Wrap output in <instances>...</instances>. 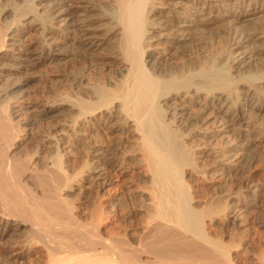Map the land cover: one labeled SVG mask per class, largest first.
I'll return each mask as SVG.
<instances>
[{
	"label": "bare ground",
	"instance_id": "6f19581e",
	"mask_svg": "<svg viewBox=\"0 0 264 264\" xmlns=\"http://www.w3.org/2000/svg\"><path fill=\"white\" fill-rule=\"evenodd\" d=\"M0 264H264V0H0Z\"/></svg>",
	"mask_w": 264,
	"mask_h": 264
},
{
	"label": "rangeland",
	"instance_id": "374dc122",
	"mask_svg": "<svg viewBox=\"0 0 264 264\" xmlns=\"http://www.w3.org/2000/svg\"><path fill=\"white\" fill-rule=\"evenodd\" d=\"M36 76V77H35ZM41 84H42V81H41V76L39 75V74H36V75H34L33 76V78H32V80L30 81V85H28V87H27V89H28V92L22 97V98H25L27 101H29V100H32V101H39L40 99H41V97H40V92L39 91H36V90H38L40 87H41ZM10 96H13V97H11L10 98V106H9V108H11V110H13V115L17 118V117H19L20 115H23V113L25 112V110H26V107L25 106H20V108L18 107V106H15V102H14V100L15 99H17V97H18V91H14V92H11L10 93ZM27 97V98H26ZM19 99V98H18ZM213 165V164H212ZM212 165H210V166H212ZM211 168V167H210ZM245 167H243V169H242V167L241 168H239V170L240 171H237L238 173H231L229 176H230V178H229V176H227L228 177V180H227V177L226 178H224V179H222V180H219L218 181V183L217 182H215V183H217L216 184V187L214 188V189H212V187H210V189H205V187L204 188H202L203 186H198V188H199V190L201 191L202 189L204 190V191H207L209 194L210 193H217V194H221L222 193V195L225 193H228V192H226V191H229V189H230V187H229V184L232 182V181H234V180H238V179H241L243 176H245V174H247V172H249V171H253V169L252 168H248V167H246L245 169H244ZM250 169V170H249ZM211 171V170H210ZM234 175V176H233ZM231 176H232V178H231ZM225 179H226V181H225ZM220 181H221V183H220ZM225 181V182H224ZM229 183V184H228ZM213 184H214V181H213ZM221 184V185H220ZM74 185V186H73ZM218 185V186H217ZM83 186V187H82ZM86 186H84L83 185V183H80L77 179H72L71 181H70V186H68V187H65V189H63V191L62 192H64V194H70V196H69V198H70V201L72 202V204H74V205H76V204H79L80 202H82L83 203V201H84V205H85V203H87V204H89V205H87L86 204V207H88V209L86 210V213H85V216H86V218L88 217L87 215H89V213H90V209H91V204L90 203H88V202H86L87 200H89V197L92 195V191H90V189L89 188H85ZM228 187H229V189H228ZM73 188L75 189L74 191H73ZM83 188V189H82ZM68 189V190H67ZM81 191H80V190ZM86 189V190H85ZM202 190V191H203ZM76 191V192H75ZM77 191H80V192H77ZM84 194H85V196L87 197V195H88V197L86 198V197H84L83 198V196H84ZM83 199V200H82ZM80 201V202H79ZM127 202H128V204H130L131 203V201H129V200H127ZM120 211V210H119ZM120 212H117L115 215H114V217L112 218V220H111V228L113 229V228H118V227H121V226H123L124 224H127V228H129V229H132L131 227H134V224H136V222L135 221H138V220H135L136 218H130V219H132V220H130V221H126V223H124V220L122 219V216L120 215ZM219 235H220V233H219ZM222 235V234H221ZM220 235V236H221ZM223 235H224V233H223ZM219 236V237H220ZM226 236V235H225ZM224 237V236H223Z\"/></svg>",
	"mask_w": 264,
	"mask_h": 264
}]
</instances>
